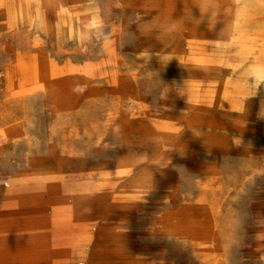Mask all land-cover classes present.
<instances>
[{"label":"rangeland","instance_id":"374dc122","mask_svg":"<svg viewBox=\"0 0 264 264\" xmlns=\"http://www.w3.org/2000/svg\"><path fill=\"white\" fill-rule=\"evenodd\" d=\"M0 264H264V0H0Z\"/></svg>","mask_w":264,"mask_h":264},{"label":"clouds","instance_id":"9594fccd","mask_svg":"<svg viewBox=\"0 0 264 264\" xmlns=\"http://www.w3.org/2000/svg\"><path fill=\"white\" fill-rule=\"evenodd\" d=\"M202 22V20L200 21V23ZM173 85L176 87L177 92H178V97H184L185 96V89H184V85L183 84H176L175 82L173 83Z\"/></svg>","mask_w":264,"mask_h":264},{"label":"bare ground","instance_id":"6f19581e","mask_svg":"<svg viewBox=\"0 0 264 264\" xmlns=\"http://www.w3.org/2000/svg\"><path fill=\"white\" fill-rule=\"evenodd\" d=\"M259 5V4H258ZM243 13V12H242ZM246 14V13H245ZM248 20V19H247Z\"/></svg>","mask_w":264,"mask_h":264}]
</instances>
